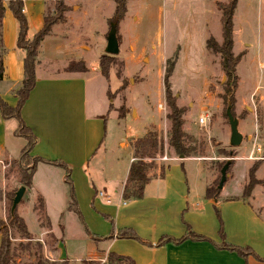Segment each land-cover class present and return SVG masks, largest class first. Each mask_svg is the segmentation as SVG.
<instances>
[{"label": "rangeland", "instance_id": "1", "mask_svg": "<svg viewBox=\"0 0 264 264\" xmlns=\"http://www.w3.org/2000/svg\"><path fill=\"white\" fill-rule=\"evenodd\" d=\"M71 1L77 4L74 8L67 6L64 0L48 2V16L58 23L56 32L61 33L67 45H83L78 51L87 57V64L82 61L85 71L95 67L94 73L99 76L100 57L109 58L106 60L109 63L108 76L91 78L86 85V109L106 111L108 107L104 145H111L110 154L101 158L103 151L100 148L94 159L97 163L88 165L92 178L96 174L104 176V182L118 178L131 153L128 144L133 143L135 136L156 130L163 140V155L168 159L158 158L155 163L158 167L168 162L173 168V178L177 174L184 180L189 187L190 208L196 195L202 191L201 184L209 186L218 178L217 162L229 158L232 161L223 193H228L226 197H239L247 181L248 168L264 154V136L258 123V113L264 107V0H237L233 14L232 51L234 55H240V60L236 67L238 79L232 110L243 137L236 147L229 145L226 103L221 97L226 77L221 70L219 56L205 47L210 36L221 41L218 4L228 0H129L126 18L117 24L119 50L115 55L104 51L113 13V10L110 12L112 2ZM58 3L67 6V10L58 9ZM68 10L70 17L67 19ZM166 89L175 104L183 109L182 128L196 140L193 143L197 149L201 148L203 156L179 160L180 157L169 147L170 123L167 116L170 108L166 102ZM159 104L165 107L159 108ZM120 109L123 117L119 116ZM203 114L208 117L201 125L199 117ZM175 157L178 159L170 160ZM261 159L262 164L256 172L258 178L264 177V157ZM27 162L31 163L30 159H23L20 166ZM8 163L18 176L17 162L12 160ZM153 173L154 170L150 175ZM221 196L219 193V198ZM248 200L258 210L264 202V190L256 186ZM25 203L24 194L16 208L17 214ZM8 205L7 198L0 204V218H6ZM212 212L218 229V218L213 209ZM219 213L223 224L220 209ZM183 214L181 211L180 222L185 227L188 223ZM25 221L28 230L36 234L35 221L28 212H25ZM51 224L54 234L62 239L61 248L70 264H85L88 262L86 259L102 248L98 241L86 236L80 220L72 212H66L62 219L53 220ZM40 242L42 256L53 259L55 239L48 237ZM238 257L245 261L248 257L256 259L251 255ZM15 260L17 264H31L34 258L17 250Z\"/></svg>", "mask_w": 264, "mask_h": 264}, {"label": "crops", "instance_id": "2", "mask_svg": "<svg viewBox=\"0 0 264 264\" xmlns=\"http://www.w3.org/2000/svg\"><path fill=\"white\" fill-rule=\"evenodd\" d=\"M49 1L51 0H22V11L28 25L26 34L28 39H31L42 27L43 17L50 7ZM64 1L71 8L77 5L75 1ZM105 1L108 2V0L99 2ZM109 1L112 2L110 11L112 12L114 0ZM128 1H126V8ZM4 7L2 18L4 53L0 97L14 106L16 103L14 91L23 78L22 60L25 52L16 46L17 22L8 9L7 3H4ZM126 13L122 20L126 18ZM69 17L68 10L66 18ZM56 27H58L57 24L52 27L51 34L46 36L38 46L35 65L36 81L21 108V118L37 138L30 155L39 156L48 161L59 160L70 167L75 201L82 223L90 234L98 237L96 241L102 247L97 254H93L86 260L102 263L108 252H115L129 256L135 264H264V261L252 257H248L245 261L234 252L215 248L207 241L186 239L178 244L156 245L161 236L179 238L184 235L185 227L180 222L181 211H184L183 217L194 232L219 242L217 222L212 212L215 201L204 197V190L208 185L201 184L202 191L198 193L200 195H196L190 208L189 187L177 174L173 178L171 174L173 168L168 162L161 164L165 167L162 177L158 169L154 170V175L143 189L142 197L138 199L122 198L129 166L134 159L132 144H128L131 153L118 178L111 179L109 182H104L103 179L106 178L99 174L92 178L87 167L90 163H97L94 159L100 148L103 151L101 158L111 152V145H104L108 107L106 111L86 109L87 81L103 76L94 73L95 67L83 72L65 70L72 60H81L87 64V57L78 51L82 44L78 46L74 43H71L72 46L65 44L64 37L56 32ZM16 126L15 119H4L0 115V194L2 197L0 204L9 193L15 192L20 186L19 176L15 175L8 163L18 158L25 144L22 137L14 134ZM145 133L135 137H141ZM187 158L190 157L179 158V160ZM173 159L178 158L170 160ZM202 180L205 181V177ZM224 190L225 185L220 191L222 198L220 197L216 204L221 211L226 240L236 245L249 246L259 257L264 258V202L260 204L258 213L249 200L226 197L228 193L224 194ZM99 192L102 195H99ZM24 194L26 203L20 209L21 211H18V215L23 218L28 229L25 221V212H28L37 228L36 234L28 231L34 235V240L44 241L48 237L54 238L51 260L65 259L70 264L61 248L62 239L56 236L58 234H54L51 224L53 220L62 219L66 212L74 213L67 210L70 198L64 182V170L52 163H37L31 186L25 189ZM38 196L43 200L49 227L40 226L38 212L34 208ZM101 215H105L108 219H104ZM59 226L63 229L60 224ZM112 226L114 231L133 229L142 240L151 245L115 236L112 239H106L111 233ZM86 236L92 239L91 235L86 234Z\"/></svg>", "mask_w": 264, "mask_h": 264}, {"label": "trees", "instance_id": "3", "mask_svg": "<svg viewBox=\"0 0 264 264\" xmlns=\"http://www.w3.org/2000/svg\"><path fill=\"white\" fill-rule=\"evenodd\" d=\"M126 1L127 0H114V9L112 16L109 19V25L111 22L116 24V37H117V24L120 20L124 18L126 13ZM237 5V0H228L226 3L218 4L220 10V22H221V41L218 42L214 37L210 36L205 41V47L208 51L219 56V63L222 72L224 73L226 80L223 85V94L221 97L228 105L231 106V113L234 115L232 106L234 103V91L237 87V74L236 67L240 60V55H234L232 51L233 47V14ZM8 9L11 11L14 19L17 22L18 32L16 37V46L23 49L25 54L22 60L23 66V78L14 91L16 97V103L14 106L9 105L0 97V115L4 119L13 118L17 122L14 134L18 137H22L25 140V144L22 147L18 158L14 161L18 164V176L20 186H24L25 189L31 186L32 176L37 163L48 162L60 166L64 170V182L66 183L68 195L70 198V203L67 206L68 211H73L82 223L81 214L77 208L75 201L74 188L72 180L70 177V167L59 160L48 161L39 156H30L32 147L37 141V138L32 133L30 128L24 123L21 118V108L24 105L26 99L29 96L30 91L34 87L36 77H35V65L36 57L38 52V46L40 42L52 32V27L58 24L54 18L48 16V11L43 17L42 27L34 33L31 39L26 37L27 34V20L23 14V2L22 0H7ZM58 9L62 11L67 10V6L58 3ZM4 3L0 0V80L3 75V63L2 55L4 53V46L2 42V18L4 14ZM118 40V37H117ZM104 56L99 59V65L101 68V74L104 77L108 76V60ZM69 72H83L85 71L84 64L81 60L70 61L65 68ZM166 102L170 108V113L167 118L169 120V130H168V145L172 149L176 156L195 157L203 156L202 150L193 143L196 142L192 136L188 135L182 128L183 125V109L175 104L174 99L171 97L169 90L166 89ZM119 116L123 117L124 113L122 109L119 111ZM226 116V115H225ZM258 123L262 135L264 136V107L258 113ZM198 145L202 144L198 142ZM133 161L131 162L127 174L126 181L124 183L122 198L127 199H138L143 195V189L145 185L150 180L151 172L158 169L159 175L162 177L164 175L165 167L164 165H159L157 167L155 160L161 157L164 153L163 140L160 134L156 130H149L138 138H135L133 143ZM202 147V146H201ZM231 151L228 155L231 156ZM264 153V152H262ZM31 157V158H30ZM264 157V154L261 155ZM256 160L247 170V181L242 187V191L239 197H233L235 199H241L248 201L249 197L252 195V191L256 186H260L264 190V177L258 178L256 176L257 170L262 164V159ZM23 159L29 160L24 166H20ZM232 161V160H231ZM230 161V164H231ZM223 162H217V168L223 166ZM230 166V165H229ZM229 168V167H228ZM228 170V169H227ZM220 178V173L218 178L213 181L212 184L207 186L204 190V197L206 199H212L215 201L213 204V210L219 221L218 237L219 242H215L211 238L194 232L188 224H185V233L179 238H172L170 236H161L156 245H162L165 243L178 244L186 239L194 241H207L212 244L215 248L225 249L228 251L235 252L238 256L246 257L251 255L259 261H264V258L259 257L249 246H240L230 243L225 238V233L223 230V224L220 219L219 208L216 202L219 199L220 190L217 189V184ZM226 181V180H225ZM225 183V182H224ZM224 185V184H223ZM14 195V191L7 195L8 208L7 215L5 219L0 218V264H17L16 251L20 250L27 252L29 256L34 258L31 264H68L67 260H49L44 258L41 253L42 244L39 240H34L33 236L28 231L26 224L22 217L17 214L16 209L14 212L10 211L11 200ZM38 212V218L40 221V226L49 227L50 223L48 217L44 212V203L41 197L38 196L36 206L34 207ZM264 208V204H263ZM258 213L260 210L257 211ZM104 219H108L105 215H101ZM112 223V221H111ZM83 224V223H82ZM86 234L91 235L93 240H97L93 234L87 230L86 226L83 224ZM117 238H129L145 245H151L148 242L142 240L133 229L126 228L122 230L114 231L113 226L111 233L106 239ZM19 240L18 242H16ZM85 264H135L132 258L129 256L117 254L115 252H108L106 254L105 261L102 263L88 261Z\"/></svg>", "mask_w": 264, "mask_h": 264}, {"label": "water", "instance_id": "4", "mask_svg": "<svg viewBox=\"0 0 264 264\" xmlns=\"http://www.w3.org/2000/svg\"><path fill=\"white\" fill-rule=\"evenodd\" d=\"M119 47H118V40L116 37V24L111 22L109 25V30L107 32L106 36V47H105V53L115 55L118 53ZM225 115L228 121L229 125V145L232 147L238 146L242 142V134L238 131V119L231 113V106L228 105L225 110ZM180 158H182L180 156ZM232 158H229L226 160V162L223 164V166L220 168V178L217 184V189L221 190L223 187V184L228 176L227 169L230 165V161ZM25 192L24 186H19L12 197L11 200V206L10 211L14 212L17 205L19 204L23 194Z\"/></svg>", "mask_w": 264, "mask_h": 264}, {"label": "built area", "instance_id": "5", "mask_svg": "<svg viewBox=\"0 0 264 264\" xmlns=\"http://www.w3.org/2000/svg\"><path fill=\"white\" fill-rule=\"evenodd\" d=\"M165 106L163 104H159V108H164ZM207 114H203L199 117V123L201 125H204L207 121ZM159 159L165 160L168 159L166 155H162L161 157H159ZM99 195H102L101 192H99ZM107 202H109V199H107Z\"/></svg>", "mask_w": 264, "mask_h": 264}]
</instances>
